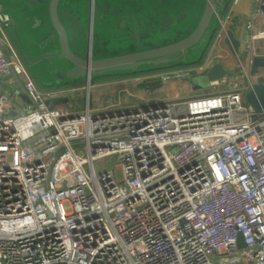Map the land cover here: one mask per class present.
Wrapping results in <instances>:
<instances>
[{"label":"built area","instance_id":"obj_1","mask_svg":"<svg viewBox=\"0 0 264 264\" xmlns=\"http://www.w3.org/2000/svg\"><path fill=\"white\" fill-rule=\"evenodd\" d=\"M256 3L238 72L208 92L82 111L45 105L58 91L6 56L0 14V84L14 71L31 100L12 118L0 103V264H264V111L245 97L264 40ZM207 68H166L147 82ZM104 158L114 170L96 168Z\"/></svg>","mask_w":264,"mask_h":264},{"label":"crops","instance_id":"obj_2","mask_svg":"<svg viewBox=\"0 0 264 264\" xmlns=\"http://www.w3.org/2000/svg\"><path fill=\"white\" fill-rule=\"evenodd\" d=\"M2 1H4V4L0 3V11L8 13L13 19V23L5 29L4 51L6 56L10 59H18L42 91L57 90L59 96H70V98L75 94L78 97L86 92L89 94L90 89L88 88L86 91L83 84L79 83L71 87L52 86L50 83L55 81L54 77H46L43 74L33 73L32 67L34 65L25 58L24 53L25 51L30 53L35 44V39L37 40L40 37L41 33L33 27L37 23L31 19L30 22L24 24V21L20 20V13L9 6V3L11 4L12 2L10 0ZM76 1L74 0L70 5L69 13H66L65 10L69 6L60 7V18L67 27L71 39H78L82 48L91 49V54L97 57L114 56L135 51L137 43H142L144 47H150L151 45H164L180 39L194 29L205 6V0H133L137 2L139 7L136 16L130 17L126 23H122L121 20L124 16L115 17L112 14L114 9H117L121 5L120 1ZM29 6L34 11L40 4L34 2ZM103 6L105 8L104 12H102ZM107 10L110 13H107ZM41 13L44 14L46 19L48 18V4L42 6ZM38 17L41 18V15ZM221 18L224 20L225 30L222 36L218 37L217 34L220 28L218 23L213 38L215 39L214 42H217L216 45L221 49L215 55L207 54L204 62L200 64H205L210 68L214 62L221 61L231 74H235L237 69L234 68L235 63L233 64L231 60V57H234V55L226 47L224 38L226 31L231 29L236 37L242 41V44L246 42L248 36L246 27L255 20V13H251V0H229ZM223 47L224 50L222 49ZM260 50L263 51V48ZM36 66L40 67L44 72L48 71V67L44 63L37 64ZM195 77L189 81H172L159 85L145 82V89L144 91L142 90L144 93L134 95V97L138 98V101L131 103H140L142 99L144 101L146 98L153 96L161 97L163 95V97L167 98H177L208 92L209 87L195 90V87L190 86ZM237 77L239 78V76ZM18 78L9 74L1 80L0 103L8 114L13 111L21 113L28 105L18 95V92L20 93L22 89L20 82L24 87V79L19 76ZM81 81L84 80L81 79L75 82ZM111 101L123 102L121 98L115 100V98L110 97L107 105ZM87 102H89L88 99ZM70 103L76 110L80 109L77 102L71 100Z\"/></svg>","mask_w":264,"mask_h":264},{"label":"water","instance_id":"obj_3","mask_svg":"<svg viewBox=\"0 0 264 264\" xmlns=\"http://www.w3.org/2000/svg\"><path fill=\"white\" fill-rule=\"evenodd\" d=\"M10 1L12 3H9V6L20 13V20H23L24 24H26L33 19L37 23L36 26H33L34 29L41 33L40 37L37 40L35 39V44L30 53L28 51L24 53L25 58L34 65L32 67L33 73L43 74L46 77H54L55 81L50 84L58 87L81 79L89 82L91 79L107 75L130 74L199 63L204 56L206 48L212 42L219 19L229 2V0H205V6L198 23L193 30L180 39L164 45H151L150 47H144L142 43H137L135 51L114 56L97 57L91 54V49L82 48L78 39H71L67 27L60 18V7L69 6L65 8L66 13H69L70 5L74 0ZM116 1H120L121 5L117 9H114L112 14L115 17L124 16L121 20L122 23H126L128 18L136 16V12L139 9L136 1ZM263 1L261 0V2ZM34 2L39 3L40 6L32 11L29 5ZM76 2H79V0ZM0 3L3 5L4 1L0 0ZM44 4H48L47 19L41 13ZM104 9L103 6L102 12H104ZM107 13H110L109 10H107ZM0 14L7 22L6 27L13 23V19L8 13L0 11ZM40 15L41 18L38 17ZM224 43L234 56L240 52L242 47V41L236 37L231 29L226 31ZM201 50L202 54L200 58L197 61H191ZM254 62L264 63V55L255 56L252 59V66ZM40 63L47 65V72L36 66ZM252 66L251 75L257 76V78L252 89L246 92L245 97L258 112H262L264 111V82L263 78L259 76V72H255ZM228 72L221 61H216L205 73L193 79L192 83L194 82L198 88H205L209 82L226 77ZM11 75L19 79L14 71H11ZM187 81L189 80L187 79ZM20 85L22 89L19 97L30 105L31 100L27 96L21 82ZM161 98L163 99V95ZM141 101V105L146 107L145 100L143 101L142 99ZM70 102V96H59L45 100V105L52 109L59 105L69 104ZM17 114V111H13L9 114V117H15ZM70 116H75V114L71 113ZM61 117L65 118L64 115ZM240 245L243 246V243L240 242Z\"/></svg>","mask_w":264,"mask_h":264},{"label":"rangeland","instance_id":"obj_4","mask_svg":"<svg viewBox=\"0 0 264 264\" xmlns=\"http://www.w3.org/2000/svg\"><path fill=\"white\" fill-rule=\"evenodd\" d=\"M256 9H257L256 0H251V13L252 14L256 13ZM216 44H217L216 41L213 42V44L212 43L209 44V46L205 50V53L214 54V55L218 53L220 51L219 49L221 48H219V46ZM261 48H263V51L260 50ZM222 49L224 50V47ZM201 54H202V50L196 56H194V58L191 59V61H197L200 58ZM254 54L255 56L264 55V40L256 41V48L254 49ZM231 60L233 61V64L235 63L234 68L237 69L238 66L237 58L235 56L234 57L232 56ZM243 60L245 61V58H243ZM252 67L255 72H259L260 70L264 69V63L254 62ZM163 70L164 69H155V70H147V71L130 73V74L107 75L96 78L95 80L91 79V81L89 82L84 80L83 85L85 86L86 91L88 88L90 89L89 94L86 92L81 96L79 95V97L78 95L75 94L71 96V100L78 103V107L80 108L79 109L80 111L84 109L87 99L92 108L105 107L110 97L115 98V100L121 98L123 102L127 104L131 102H137L138 98L134 97V95L144 93L143 92L145 89L144 83L148 81V77L152 73L161 72ZM236 72H238V69L236 70ZM138 77H140L141 79L140 82L136 81V78ZM197 77H199V75L196 76L195 78ZM208 85L206 87H208ZM190 86L195 87L194 88L195 90L198 89V86L194 82L190 84ZM18 95H20L19 92ZM95 166L98 170L104 168L108 170H114L116 165H115V161L112 158H104L97 160L95 162ZM116 174L119 179L122 178V171L120 169L116 170Z\"/></svg>","mask_w":264,"mask_h":264},{"label":"trees","instance_id":"obj_5","mask_svg":"<svg viewBox=\"0 0 264 264\" xmlns=\"http://www.w3.org/2000/svg\"><path fill=\"white\" fill-rule=\"evenodd\" d=\"M214 38V37H213ZM214 40L215 39H212V44H213V42H214ZM206 55H207V53H204V56H203V58H202V60L199 62V63H196L195 65H199L200 63H203L204 62V59L206 58ZM177 67H183V66H177ZM184 67H186V66H184ZM96 79V78H95ZM95 79H92V80H95ZM83 82L84 81H81V82H75V83H73V84H70V85H65V87H71V86H75V85H77V84H83Z\"/></svg>","mask_w":264,"mask_h":264}]
</instances>
